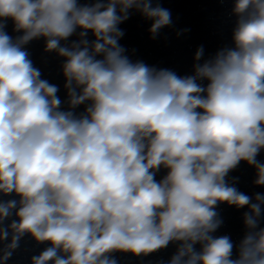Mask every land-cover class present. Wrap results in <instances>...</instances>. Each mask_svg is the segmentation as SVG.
Instances as JSON below:
<instances>
[{"label":"clouds","instance_id":"1","mask_svg":"<svg viewBox=\"0 0 264 264\" xmlns=\"http://www.w3.org/2000/svg\"><path fill=\"white\" fill-rule=\"evenodd\" d=\"M231 2L232 46L207 59L199 46L180 76L119 43L133 11L153 39L172 26L160 0H0V264L25 236L47 245L30 264H118L171 243L167 264H264V193L227 180L244 161L264 186V0ZM40 38L64 58L66 101L26 50ZM221 203L248 209L238 243L214 235Z\"/></svg>","mask_w":264,"mask_h":264}]
</instances>
